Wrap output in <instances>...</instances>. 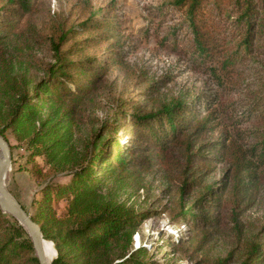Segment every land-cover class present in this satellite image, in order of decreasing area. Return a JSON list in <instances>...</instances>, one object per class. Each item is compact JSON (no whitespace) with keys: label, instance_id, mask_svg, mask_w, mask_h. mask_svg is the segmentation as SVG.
<instances>
[{"label":"trees","instance_id":"trees-1","mask_svg":"<svg viewBox=\"0 0 264 264\" xmlns=\"http://www.w3.org/2000/svg\"><path fill=\"white\" fill-rule=\"evenodd\" d=\"M202 1L173 0V5L187 16L193 56L211 60L221 55L224 59L220 67L226 71L238 50L218 53L223 47H217L204 32ZM214 1L234 9L236 27L244 30L240 43L246 52L258 46L264 49V45H256L257 32L264 36V0ZM10 2L17 5L14 10H19L18 15L31 8L29 0ZM114 25L102 10H97L80 27L113 29ZM5 36L0 28V133L5 137V131L10 129L66 179L42 186L33 217L40 223L43 237L54 242L57 254L51 264H174V248L162 261L154 259L146 245L133 247L132 236L149 209L133 212L102 192L113 180L121 181L137 171L148 173L155 165L177 181L178 209L172 222L186 224L189 230L198 232L199 245L209 241L217 229L228 226L227 222L232 224V250L224 257L200 259L196 264H264V221L247 237L238 223L241 205L264 185V79L258 88L249 91L244 111L250 127L238 129L235 138L226 131H220L215 138H205L217 129L210 110L215 99L200 91L188 99L174 97L148 111L141 109L126 115L133 138L144 144L136 146L117 135L118 119L101 124L88 137L79 133L73 107L65 97L73 90L88 93L97 77L83 79L63 73L62 66L76 62L66 63L55 43L54 63L42 75L34 76L29 72L34 69L31 61H25L27 68H22L21 61L16 65L7 54ZM121 52L124 50L114 49V53ZM89 61L93 63L95 59ZM92 63L89 66L95 69ZM71 82L73 88L68 86ZM166 82L165 77L149 82L144 95L151 99ZM239 139L244 140V147ZM218 163L226 165L220 179L205 182ZM55 199L66 202V211L60 217L53 208ZM12 227L16 226L0 210V230H4L0 235V264H38L29 239L16 234Z\"/></svg>","mask_w":264,"mask_h":264},{"label":"rangeland","instance_id":"rangeland-1","mask_svg":"<svg viewBox=\"0 0 264 264\" xmlns=\"http://www.w3.org/2000/svg\"><path fill=\"white\" fill-rule=\"evenodd\" d=\"M29 1L30 10L18 15L19 10H14L15 3L0 0V9L4 8L0 12V28L6 35L7 54L16 65L21 61L22 68H27L25 61H31L35 70L29 72L40 76L55 61L52 47L55 43L66 63L76 62L62 66L63 73L83 79L89 75L97 77L88 93L73 90L65 97L66 103L73 107L75 124L82 136L88 137L101 124L118 119L117 135L133 145L143 146L133 138V128L126 115L156 108L174 97L188 99L200 91L215 99L210 110L214 112L217 129L206 135V139L217 137L220 131L235 138L238 129L250 127L244 110L249 91L258 88L264 79V49L258 46L252 52H246L240 43L244 30L236 27L237 14L228 5L203 0L201 7V17L206 23L204 32L217 47H223L218 53L238 50L235 60L225 71L220 67L224 59L221 55L211 60L193 56L190 44L193 36L187 16L184 10L174 7L173 0ZM97 10H102L115 28H81L80 24ZM5 15L8 18H4ZM261 33L257 32L256 45H264ZM63 35L65 38L60 40ZM118 48L124 52L114 53ZM89 58L95 61L92 63ZM90 63L96 68L92 69ZM160 77L167 78V82L153 93L151 100L144 95L145 88ZM72 83L68 84L71 88ZM4 135L11 151L6 187L33 218L42 186L65 178L61 172L46 165L42 156L34 154L10 129ZM239 140L244 147V140ZM225 167L224 163L216 164L205 182L220 179ZM121 179L105 186L102 192L106 197L133 212L149 209L132 236L134 248L146 245L154 259L162 261L174 248V264H196L200 259L212 261L224 257L234 247L233 232L229 228L231 222L217 229L209 241L200 245L198 232L189 230L186 224L172 222V215L178 209L177 181L160 165L153 166L148 173L137 171ZM254 193L241 205L243 210L238 215V223L246 237L255 233V226L264 221V185L256 188ZM53 208L60 217L66 211V202L55 199ZM2 213L12 226H16L12 227L16 234L29 239L25 228L13 216ZM3 232L0 230V235Z\"/></svg>","mask_w":264,"mask_h":264},{"label":"water","instance_id":"water-1","mask_svg":"<svg viewBox=\"0 0 264 264\" xmlns=\"http://www.w3.org/2000/svg\"><path fill=\"white\" fill-rule=\"evenodd\" d=\"M10 169V145L5 137L0 133V210L13 216L18 223L25 228L38 264H51L52 260L56 257L57 251L55 250V256L51 259H48L45 256L42 244L44 237L42 235L41 225L30 216L21 203L6 187L5 180Z\"/></svg>","mask_w":264,"mask_h":264},{"label":"bare ground","instance_id":"bare-ground-1","mask_svg":"<svg viewBox=\"0 0 264 264\" xmlns=\"http://www.w3.org/2000/svg\"><path fill=\"white\" fill-rule=\"evenodd\" d=\"M42 244H43V249H44L45 256L48 259L53 258L55 256V252H56L55 251L56 249H55V246H54L53 242L43 238Z\"/></svg>","mask_w":264,"mask_h":264}]
</instances>
